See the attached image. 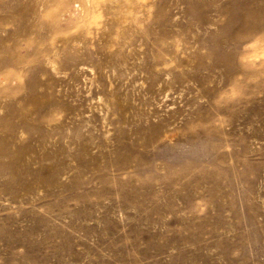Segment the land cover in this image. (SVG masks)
I'll use <instances>...</instances> for the list:
<instances>
[{"label": "rangeland", "instance_id": "374dc122", "mask_svg": "<svg viewBox=\"0 0 264 264\" xmlns=\"http://www.w3.org/2000/svg\"><path fill=\"white\" fill-rule=\"evenodd\" d=\"M255 37L264 0H0V264H264Z\"/></svg>", "mask_w": 264, "mask_h": 264}, {"label": "bare ground", "instance_id": "6f19581e", "mask_svg": "<svg viewBox=\"0 0 264 264\" xmlns=\"http://www.w3.org/2000/svg\"><path fill=\"white\" fill-rule=\"evenodd\" d=\"M244 14H239L237 19L241 21L240 29L231 30V37L235 41L238 42H246L250 35L247 33L249 29V24L246 18L243 16ZM256 43L258 48L261 46L260 38H256ZM260 46V47H259ZM240 49V48H239ZM260 51L249 50L245 51L244 49H240L238 55L236 54L233 60V65L229 67L230 72L236 77L231 86L230 90V98L229 102L233 108H248L256 106V94L259 92L263 95V87H264V67H263V50L261 48ZM240 53V54H239ZM258 76L259 80H255L254 77ZM263 105V103H261ZM224 115V114H223ZM224 118V119H223ZM229 119V117H222L221 120L225 121ZM193 126L191 125L190 128ZM189 128V129H190ZM206 132L212 134L210 131H215L210 127L204 129ZM207 133V134H208ZM243 152H238L231 149V155L233 157L244 154ZM244 168V172H247L249 166L247 163H241ZM231 172L233 174L235 169L230 167Z\"/></svg>", "mask_w": 264, "mask_h": 264}]
</instances>
